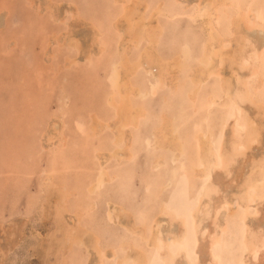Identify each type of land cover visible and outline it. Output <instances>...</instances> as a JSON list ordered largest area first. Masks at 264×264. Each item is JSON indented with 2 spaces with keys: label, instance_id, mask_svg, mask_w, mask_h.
Returning <instances> with one entry per match:
<instances>
[{
  "label": "rangeland",
  "instance_id": "rangeland-1",
  "mask_svg": "<svg viewBox=\"0 0 264 264\" xmlns=\"http://www.w3.org/2000/svg\"><path fill=\"white\" fill-rule=\"evenodd\" d=\"M124 1L126 4L116 0H0V264H96L98 257L91 247L80 239L64 240L62 223L68 224V229L83 231V240L97 238L104 264H116L113 251L117 258L125 255L120 246L124 241L144 247L151 257L146 241L126 226L145 224L149 231L153 220L160 219L165 234L170 228L159 215L161 205L191 202L200 187L197 177L173 175L181 161L190 168V160L196 158V124L205 131L210 128L215 142L220 137L229 100L220 93L217 104H204L208 93L218 92L216 78L203 84L198 96L202 101L194 109L186 88L173 89L169 77L155 94L149 93L158 70L141 66L130 77L136 87L148 92L143 98H132L144 109L138 124L127 129L132 157H110L115 150L114 128L106 127L97 134L92 131L93 115L109 121L113 114L106 100L120 51H128L129 59L134 61L147 47L145 39L130 48L122 41L126 28L123 6H131L133 0ZM140 1V10L146 6V18L158 6L162 8L157 16L162 28L155 48L158 57L170 62L180 56L183 63L194 66L206 35L207 9L193 20L189 14L198 0ZM261 3L264 0L255 1L257 6ZM74 7L78 8L77 19L73 18ZM226 24L227 20H219L221 30ZM248 35L257 44L263 43L261 30H251ZM70 39L74 45H70ZM186 43L187 58L182 53ZM228 71L225 66L224 73ZM178 76L183 78V73ZM165 118L173 124L172 136L186 141L183 144L187 153L178 162L173 161L172 151L153 144L154 129ZM262 151L264 136L251 153ZM158 157L163 163L154 169ZM240 160L235 165V177L248 169ZM218 172L214 174L216 180L228 190H236V182H229ZM98 177L101 185L97 184ZM183 179H187L185 191L179 190ZM46 182L51 184L49 190L45 189ZM95 182L100 186H94ZM61 187L68 193L59 216L54 211ZM114 206H121L131 216L121 214L110 220L109 211ZM228 210L226 235L237 240L241 208L233 204ZM172 227L177 229L176 225ZM235 240L218 249L224 264L226 259L237 263L240 250Z\"/></svg>",
  "mask_w": 264,
  "mask_h": 264
},
{
  "label": "bare ground",
  "instance_id": "bare-ground-1",
  "mask_svg": "<svg viewBox=\"0 0 264 264\" xmlns=\"http://www.w3.org/2000/svg\"><path fill=\"white\" fill-rule=\"evenodd\" d=\"M116 1H123L126 4L124 0ZM255 1L198 0L196 8L189 16L196 20L205 8L208 23L201 52L194 66L187 62L183 63L180 56L173 58L170 62H163L156 54V44L162 31L157 21V16L162 11L160 6L150 17L146 18L144 14L146 6L143 5L140 10L142 1L133 0L131 6L123 4L122 19L126 22V28L122 41H125L127 47L130 48L145 39L147 47L134 61L129 59L128 51H120L121 59L119 66H115L111 71L113 72L111 89L106 100L113 114L109 121H104L97 115L92 116L91 127L95 134L106 127H112L116 131L115 139H113L115 150L110 157L131 158L133 155L130 133L127 129L138 124L140 118L144 116V109L136 106L132 98L133 96L143 98L148 92L136 87L130 81V77L141 66L145 65L150 69L157 68L158 70V72L155 70L157 80L151 84L149 93L155 94L157 89L166 84L169 77L173 89L186 88L189 104L196 109L202 101L198 99L201 87L207 80L214 77L217 79L218 92L208 93L204 104L209 107L217 104L220 93L224 94L229 101L224 114L225 118L223 117L225 120L221 121L223 129L218 141H214L210 128L205 131L201 129V125L196 124L193 135L196 158L188 161L190 168L184 161H181L178 168L180 171L176 169L179 172L176 170L175 173L173 172L175 178L182 173L183 178L197 177L201 180L194 199L190 200L191 202L180 201L178 205L166 202L161 205L159 215L170 228L167 232L165 231V234H163L160 219L153 220L148 228L149 231L146 230L145 224L139 227L135 222L127 225L128 231L138 233L146 241V245L152 250V256L150 257L144 247L124 241L120 246L125 250V255L117 258L116 252L112 253V256L116 258V264H129L130 262L133 264H224L221 259L223 257L220 258L218 254V249L234 243L235 239L230 240L226 235L229 230L227 211H229L228 207L233 204L241 208L238 215L239 236L235 240L240 255L236 256L237 263L235 264H264V151L258 155L251 153L256 146L261 145L264 136V39L262 44H257L254 37L248 35V32L255 29L264 33V3H261L262 6H257ZM74 8L76 11L73 13V18L77 19L79 18L78 8ZM221 19L227 20L225 30H221L220 24L218 25ZM71 40H69L70 45H74ZM99 48L102 51L103 45ZM188 48L187 43L182 47V53L186 58L189 54ZM225 66L228 67V74L224 73ZM180 73H183V78L178 76ZM80 128L82 129L81 124ZM172 132L173 124L165 118L161 125L154 129L153 144L155 148H167L172 151L173 161L178 162L186 152V150L184 152L183 144L185 140L178 135L172 136ZM58 134L61 135V131H58ZM161 159L159 157L155 159L152 166L154 169L159 168L160 163H163ZM239 160L245 162L248 169L235 177V165ZM216 171H219L218 173H221L229 182L235 181L236 190H228L226 186L218 182L214 177ZM103 180L106 181L105 178ZM186 180L181 181L183 183L180 184L179 190H186ZM101 181L99 178L97 184ZM48 182L45 185L47 190L51 186ZM168 184L169 182L166 186ZM94 186H97L96 182ZM92 188H89V191ZM67 193V190L61 187L54 211L59 216L66 206L63 207V203ZM222 211L225 215L221 218ZM121 214L126 217L131 216L121 206H114L109 211L110 220ZM206 221H209L208 224ZM66 225L64 226L63 223L60 225L65 232V239H63H80L96 252L98 257L96 264H104V253L97 245L98 239L94 237L95 239L83 240V231L79 228L68 229ZM174 225L177 229L172 227ZM222 252L224 253L221 250ZM226 260L225 264H234L231 259Z\"/></svg>",
  "mask_w": 264,
  "mask_h": 264
}]
</instances>
